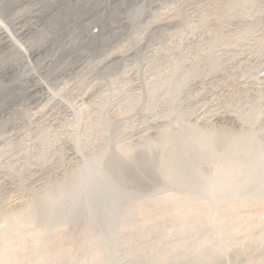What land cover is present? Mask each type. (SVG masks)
Here are the masks:
<instances>
[{
	"label": "rangeland",
	"instance_id": "1",
	"mask_svg": "<svg viewBox=\"0 0 264 264\" xmlns=\"http://www.w3.org/2000/svg\"><path fill=\"white\" fill-rule=\"evenodd\" d=\"M4 1L0 264H191L264 231V0Z\"/></svg>",
	"mask_w": 264,
	"mask_h": 264
},
{
	"label": "bare ground",
	"instance_id": "2",
	"mask_svg": "<svg viewBox=\"0 0 264 264\" xmlns=\"http://www.w3.org/2000/svg\"><path fill=\"white\" fill-rule=\"evenodd\" d=\"M2 1V0H1ZM0 1V2H1ZM7 1V0H5ZM4 1V2H5ZM46 1V0H45ZM44 1V2H45ZM50 1V0H49ZM53 1V0H51ZM64 2L67 3L68 5V2L70 4H72L71 0H62ZM92 1V0H91ZM40 2V1H39ZM38 2V3H39ZM54 2V1H53ZM2 3V2H1ZM41 3V2H40ZM46 3V2H45ZM55 3V2H54ZM86 4V3H90L89 0H83V4ZM42 4V3H41ZM57 6H58V3H56ZM63 4V3H62ZM83 4H77L75 2V7H72L74 5H68L67 9H62V13L65 17L66 16H72L74 14L80 16L82 14H86L88 13L89 9H93V6H83ZM2 5V4H1ZM43 5V4H42ZM65 5V4H63ZM91 5V4H90ZM45 6V4L43 5ZM50 6V5H49ZM2 7V6H1ZM8 7V6H6ZM5 8V7H4ZM4 8H2L4 10ZM23 8V7H22ZM50 9V8H49ZM58 9V8H57ZM60 9V8H59ZM58 9V10H59ZM7 10H10V9H7ZM26 10V9H25ZM39 10V9H37ZM36 10V12H37ZM24 11V10H23ZM30 9L28 10V13H29ZM56 11V10H55ZM33 12V11H32ZM51 11L50 10H40V13L38 14L39 17H42L43 15L47 16V14H49ZM59 12V11H58ZM18 13V12H17ZM24 13V12H23ZM22 12H20V14H23ZM54 13V11H53ZM56 16H57V11L55 12ZM60 13V12H59ZM7 14V13H5ZM32 14V13H31ZM36 14V13H35ZM28 15V14H27ZM49 15H52V14H49ZM60 15V14H59ZM19 16V15H18ZM24 16V15H23ZM55 16V17H56ZM62 16V15H60ZM8 17V16H7ZM30 17V16H29ZM38 17V19H39ZM51 17V16H50ZM58 19V17H56ZM55 18V19H56ZM22 19V18H21ZM54 19V18H53ZM49 21V20H48ZM2 21L0 20V39H1V42H0V46H15L16 45V41L14 39V35H12V33H10V29L9 27H6L3 22L1 23ZM38 22V21H37ZM8 24V23H7ZM49 24H50V21H49ZM30 26V25H29ZM21 32V31H20ZM46 32V31H45ZM24 34V33H23ZM19 39V38H18ZM21 48H22V45H21ZM227 52V51H226ZM25 55H28V54H25ZM28 56H26V59ZM114 58H112L113 60ZM124 59V58H123ZM213 76V75H212ZM261 82V81H260ZM48 101V100H47ZM199 103V102H198ZM215 103V102H214ZM46 107V106H45ZM200 110V109H199ZM65 112V111H64ZM201 112V111H200ZM228 114V113H227ZM227 114H220V113H217V114H214L213 117L215 119H218V118H222V117H227V118H230V114L227 115ZM203 116V115H202ZM158 118V117H157ZM54 119V118H53ZM233 121V120H232ZM93 133V132H92ZM215 136V135H214ZM217 139V138H215ZM87 140V139H86ZM214 140V139H212ZM219 140V138H218ZM218 142V141H217ZM225 142V141H224ZM186 143V142H185ZM215 143V141H214ZM86 146V145H85ZM186 146V145H185ZM197 146V145H196ZM63 147V146H62ZM199 150V149H198ZM200 151V150H199ZM65 153V152H64ZM141 153V152H140ZM181 153V152H180ZM202 153V152H201ZM183 154V153H182ZM204 156V155H203ZM186 157V156H185ZM138 158V157H137ZM187 159V158H186ZM203 159V158H202ZM198 160V159H197ZM182 162V161H181ZM199 162V161H198ZM201 164V163H200ZM187 165V164H186ZM192 166V165H191ZM21 209V208H20ZM13 217V216H12ZM11 217V218H12ZM15 219V217L13 218ZM207 242L208 243V240H204L203 243ZM202 243V244H203ZM201 244V243H200ZM198 244V245H200ZM201 244V245H202ZM206 244V243H205ZM204 245V244H203ZM202 245V248L201 246H192L190 247L191 250H190V254L193 256L192 259H193V262L191 264H264V231L262 233H260V235H258L255 239L253 240H249L245 245H242V246H239L235 249V252L231 253V256L228 257H224L223 259L220 258V257H217L212 251H210V247L208 246H203ZM197 247V248H196ZM194 248V249H193ZM198 248H201L200 250H198ZM189 250V248H188ZM230 255V254H229ZM167 260H172V263L173 264H178V259L172 254V255H169L167 254V256H163L162 258L158 259V261L154 264H166L167 263Z\"/></svg>",
	"mask_w": 264,
	"mask_h": 264
}]
</instances>
